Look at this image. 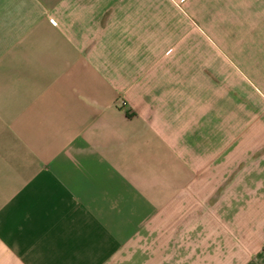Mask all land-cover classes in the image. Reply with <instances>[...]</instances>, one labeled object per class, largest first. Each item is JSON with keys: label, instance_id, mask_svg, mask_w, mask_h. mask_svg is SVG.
Returning <instances> with one entry per match:
<instances>
[{"label": "crops", "instance_id": "1", "mask_svg": "<svg viewBox=\"0 0 264 264\" xmlns=\"http://www.w3.org/2000/svg\"><path fill=\"white\" fill-rule=\"evenodd\" d=\"M211 1L0 0V264H264V0Z\"/></svg>", "mask_w": 264, "mask_h": 264}, {"label": "rangeland", "instance_id": "2", "mask_svg": "<svg viewBox=\"0 0 264 264\" xmlns=\"http://www.w3.org/2000/svg\"><path fill=\"white\" fill-rule=\"evenodd\" d=\"M190 3L196 7V4H197L196 0H190ZM204 3H205L204 4L205 6H208V5L211 6L212 1L211 0H204ZM206 33L213 39V34L211 33V31L206 30ZM218 36H215V37L218 38Z\"/></svg>", "mask_w": 264, "mask_h": 264}]
</instances>
